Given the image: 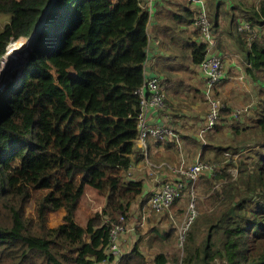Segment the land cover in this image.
Returning <instances> with one entry per match:
<instances>
[{
    "label": "trees",
    "instance_id": "obj_1",
    "mask_svg": "<svg viewBox=\"0 0 264 264\" xmlns=\"http://www.w3.org/2000/svg\"><path fill=\"white\" fill-rule=\"evenodd\" d=\"M49 1L0 0V18H6L0 72L8 57L23 51ZM235 3L261 34L248 47L233 16L229 36L245 51L247 73L264 84V0ZM212 8L214 28L219 6ZM148 21L139 0H56L51 7L23 68L0 94V264L113 260L105 253L109 228L142 191L141 181L125 179L122 171L132 164L137 137L134 91L143 82ZM190 47L198 65L206 46L193 41ZM263 86L253 118L235 126L251 132L254 142L218 147L220 161L227 152L237 164L226 162L212 180L202 178L212 184L209 207L190 225L182 258L158 253L153 264H264ZM229 113H221L223 121ZM87 186L104 203L82 226L75 212ZM33 198L34 215L27 213ZM59 210L63 222L46 226L47 214ZM117 264L150 263L136 244Z\"/></svg>",
    "mask_w": 264,
    "mask_h": 264
},
{
    "label": "crops",
    "instance_id": "obj_2",
    "mask_svg": "<svg viewBox=\"0 0 264 264\" xmlns=\"http://www.w3.org/2000/svg\"><path fill=\"white\" fill-rule=\"evenodd\" d=\"M110 1L115 2L116 0ZM204 2L207 5L208 18L209 13L213 10L212 7L219 6L218 25L211 28L217 39V51L226 56L223 62L224 79L228 78L227 73L231 71V73H237L238 79L241 81L250 80L248 79L250 75L246 70L247 62L244 55L237 42L229 36L233 16L236 17V15L231 12L228 29H225L227 22L222 17L221 7L227 0H204ZM187 9L191 13L187 12ZM195 9L196 4L186 0H156L149 14L147 26L149 43L146 63L144 62L145 70L148 74L156 75L161 79L167 96V107L165 110H148L147 122L151 125L162 124L166 121L165 116L168 114L170 116L169 123L179 132L180 137V147L174 141L160 142L149 138L147 146L144 148L135 140L134 152L130 156L132 164L122 171V176L125 179L141 181L142 191L126 211L129 231L122 237L121 243L124 247L126 246V253L137 244L150 264H153L152 259L158 253L169 257L174 252V244H169L168 231L165 230L167 225L162 219L167 216L155 215L148 207H146L147 209L143 207L150 193L171 175L163 168L149 167L147 162L153 165L161 162L174 164L178 161L179 153H182L186 160H189L191 154H193L192 159L198 154L208 161H211L210 159H222L221 155L217 153L218 147H225L227 144L230 145L228 142H232L231 138L222 141L223 136L218 135L219 137L214 139H208L205 136L206 144H202L196 137L195 130L206 113V107L200 105L198 100L200 97L204 98V77L200 72L199 64L192 63L191 53L188 60H185L176 48L169 46L174 41L172 40L173 37H177L176 41L184 45L185 41H188L189 46L193 41H200L198 32L192 23V15H194ZM190 20L191 22H189ZM174 24L177 25L179 34L173 26ZM230 49L236 52H231ZM242 59L244 61L240 62ZM229 86V84L221 86L222 94L229 96V91H232ZM252 86L251 88H255L256 84L254 83ZM222 99L226 101L224 98ZM243 114L235 120L236 123ZM226 116L224 118L226 124H234L226 120ZM176 206L178 207L177 211H179L181 204L178 203ZM60 214L64 220L65 212L61 210ZM117 262L105 260L99 264H117Z\"/></svg>",
    "mask_w": 264,
    "mask_h": 264
},
{
    "label": "built area",
    "instance_id": "obj_3",
    "mask_svg": "<svg viewBox=\"0 0 264 264\" xmlns=\"http://www.w3.org/2000/svg\"><path fill=\"white\" fill-rule=\"evenodd\" d=\"M156 0H139L140 5L148 14L151 13L153 4ZM196 4L193 26L199 35V42L206 46L205 56L199 63V69L204 77L203 95L206 101V113L201 123L195 130L196 137L202 144H206L205 136L209 134L217 123L221 120V113L228 110L230 113L226 120L235 123V120L244 112L238 107H230L219 95L217 87L225 78L224 59L225 55L216 49L217 39L212 31L211 22L208 18V9L204 0H186ZM235 29L249 47L261 34V28L244 20L240 16L236 17ZM146 63V61H145ZM143 64V82L134 91L139 101V112L136 117V128L138 144L142 147L147 146V140L152 138L156 141H174L180 147L179 132L169 123L170 116H165L166 121L162 124L151 125L147 122L148 110H165L167 107V96L162 81L156 75H150L145 70ZM249 67L250 64L247 63ZM224 159L208 161L202 159L198 154L192 161L186 160L182 153H179L178 161L174 164L161 162L157 165L147 162L152 168H163L171 176L161 182L160 186L152 191L146 201L145 207L155 215H166L174 224L176 233L177 256L181 259L187 243V233L192 222L198 217V197L197 187L199 181L206 177L212 180L221 169L224 163L236 164L237 156L231 157L229 153L223 154ZM234 172H233V171ZM229 173L235 175L236 168L230 167ZM180 203L184 210L180 220L175 219L173 214L174 207ZM127 213L118 212L115 220L109 228L105 253L118 261L125 253L126 246L121 243L122 237L129 231L127 225ZM180 264V263H179Z\"/></svg>",
    "mask_w": 264,
    "mask_h": 264
},
{
    "label": "rangeland",
    "instance_id": "obj_4",
    "mask_svg": "<svg viewBox=\"0 0 264 264\" xmlns=\"http://www.w3.org/2000/svg\"><path fill=\"white\" fill-rule=\"evenodd\" d=\"M235 1L237 2L239 0H227V2H225V4H223V7H221V11H223L222 17H223L224 21L227 22V24H226L227 27L225 26L226 27L225 29H228L229 20H230L231 15H232L231 12H233L236 16H242V18H244L243 15L239 12L238 8H235V9L232 8L233 5L238 7L236 5ZM246 1H247L248 5H252V4L256 5V4H258V1H260V0H246ZM5 21H6L5 17L0 18V27L2 26V24ZM255 25H257V24H255ZM173 26L176 28L177 34H179L178 29H177V25L174 24ZM176 39H177V37H173L172 40H174V41L171 42L169 44V46L176 48L178 50L179 54H181L185 60H188L189 54L191 53V48L189 46V42L185 41V45H184L181 42H177ZM23 41L24 40H22V42ZM239 48H240V46H239ZM240 50L242 51V54H245V51L242 48H240ZM231 52L235 53L236 51L231 50ZM18 53L19 54L14 53L10 57H8L6 62H4L5 64L3 63V66H4L3 69L5 71L3 72V74L1 76H3L4 73L8 69H10L11 65L15 62V59L22 53V50H21V52H18ZM237 54H239V53H237ZM241 58H242V55H241ZM241 61H244V60L242 59V60H240V62ZM243 66L245 67V65H243ZM0 74H1V72H0ZM227 74H228V78L224 79L219 84V86H218L219 90L217 88V91H216L217 95L224 98L228 102L230 107L231 106L232 107H238V108H241L243 111H245L244 109L246 107H248V110L243 114V116H241L239 118V121L237 123L235 122L232 125L226 124V122L222 120L223 118H221V120L217 124L218 128H216V129L214 128L213 131L210 132V134L206 135V138L214 139L215 137H219L218 135L223 136L224 139H222V141H226L227 139L231 138L232 142H228V143L230 144L232 149H234L235 146L238 145L237 141H239V139L245 138L242 142L239 143V145L237 147H239V146L248 147L249 145H251L254 142L255 137L253 135H251V132H249V131L239 132V130H236L235 126L240 125L242 127V125H244L246 121L253 118L254 108L256 107V105L258 103L257 102L258 101L257 100V98H258L257 94L259 93L260 89H262V86L264 84H262L261 80L260 81L255 80V78H253L252 76H250L248 78L250 80L245 79L244 81H241L238 79L237 73H235V72L231 73V71H229ZM1 76H0V82L2 79ZM254 83L256 84V87L251 88V86ZM227 84H229L230 85L229 87H231V89H232V91H229V96L222 94V92L220 91L221 86L227 85ZM238 86H241V88H238ZM198 100H199L200 105H202L204 108L207 107L206 101L203 97H200ZM251 136H252V139L248 140V138ZM192 156H193V154H191V156L188 158L189 161L193 160ZM221 157H222V155H221ZM241 158H243V157H241ZM202 159H205V158H202ZM236 164H237V162H236ZM211 189H212V184L210 185L209 183H206L205 179H202L200 181V184L197 188L198 210L199 211L201 210V208H202V210L208 209L209 197H207V195L209 194ZM202 202H203V204H202ZM103 203H104V200L101 198V196H98V194L96 193V191L93 188L88 187V186L85 187V193L81 197L80 203H79L77 210L75 212V221L78 224L85 226L86 221L89 218V216H91L95 211H100ZM144 205H145V203H144ZM144 205H143V207L146 208ZM177 209H178L177 206L174 207L173 214L175 216V219L180 220V218L183 215L184 210L182 209V210L177 211ZM35 211H36V205H35L34 198H33L27 204V213L34 215ZM60 213H61V210L48 213L46 216V226L51 227V226H55V225L62 223L63 217L61 216ZM162 219H164V221L167 225L165 230L168 231L169 244H172V243L174 244L173 245L174 252L172 254H170L169 256L175 255V257H178L177 256V245H176V233H175V229H174V224L171 220H168L167 218H162ZM126 252H127V249H126ZM218 264H220V263H218Z\"/></svg>",
    "mask_w": 264,
    "mask_h": 264
},
{
    "label": "water",
    "instance_id": "obj_5",
    "mask_svg": "<svg viewBox=\"0 0 264 264\" xmlns=\"http://www.w3.org/2000/svg\"><path fill=\"white\" fill-rule=\"evenodd\" d=\"M56 0H50L46 7L44 8L42 15L33 31L31 36L28 38L25 47L19 57V59L13 64V66L8 69L4 75L2 76L1 82H0V94L4 91L5 87L9 84V82L13 79V77L17 76L20 73V70L23 68L27 57L35 43V40L43 27V24L45 22L46 16L49 13L51 7L55 3ZM3 57V56H2ZM1 57V58H2Z\"/></svg>",
    "mask_w": 264,
    "mask_h": 264
},
{
    "label": "bare ground",
    "instance_id": "obj_6",
    "mask_svg": "<svg viewBox=\"0 0 264 264\" xmlns=\"http://www.w3.org/2000/svg\"><path fill=\"white\" fill-rule=\"evenodd\" d=\"M9 45H10V43L8 44L7 47H9ZM7 50H8V49H6V51H7ZM20 55H21V54H20ZM20 55L15 59V62L19 59ZM3 57H4V56H3ZM3 57H2V58H3ZM2 58H1V59H2ZM15 62H14V63H15ZM14 63H13V64H14ZM13 64L11 65V67L13 66ZM11 67H10V68H11ZM0 70H1V69H0ZM4 71H5V70L2 69L0 76L3 74ZM1 77H2V76H1Z\"/></svg>",
    "mask_w": 264,
    "mask_h": 264
}]
</instances>
